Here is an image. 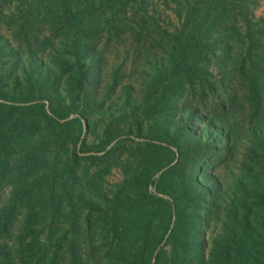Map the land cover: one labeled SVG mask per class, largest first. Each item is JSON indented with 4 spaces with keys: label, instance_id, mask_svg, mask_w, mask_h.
Returning a JSON list of instances; mask_svg holds the SVG:
<instances>
[{
    "label": "rangeland",
    "instance_id": "obj_1",
    "mask_svg": "<svg viewBox=\"0 0 264 264\" xmlns=\"http://www.w3.org/2000/svg\"><path fill=\"white\" fill-rule=\"evenodd\" d=\"M181 1L152 0L142 11L128 9L126 15H118L115 7L92 11L100 16L87 17L78 49L77 29L67 21L56 23L55 15L44 16L49 6L43 8L39 0H0V120L23 114L33 124L31 138L45 140L40 149L45 165L34 175L30 194L62 198L63 213L53 224L56 236L42 219L35 230L41 243L53 240L60 263L70 264L68 246L73 243L83 264H107L122 226L113 218L115 211L118 216L115 199L139 190L181 204L185 229L198 212L202 221L194 237L208 258L223 233L227 207L243 192L238 181H248L247 166L259 162L252 146L255 125L247 83L231 61L220 69L218 47L199 57L200 74H172L177 71L172 49L181 40L176 31L186 13ZM251 9L252 30H260L255 38L263 37L264 0H255ZM92 22L101 23L98 31L89 28ZM237 24L245 31L243 20ZM241 45L233 42L235 55ZM185 64L181 59L178 66ZM221 122L230 129L228 145ZM172 135L177 144L170 142ZM23 152L18 146L12 159L24 158ZM44 169L47 174L41 175ZM192 173L217 189L210 202L197 206L190 189L174 195L158 190ZM6 181L0 184V207L13 195L14 185ZM41 210L36 203L34 211ZM164 214H155L150 224L166 228ZM175 222L173 215L158 249L171 250L167 240ZM18 229L17 224L15 236ZM6 244L11 249L13 239Z\"/></svg>",
    "mask_w": 264,
    "mask_h": 264
},
{
    "label": "trees",
    "instance_id": "obj_2",
    "mask_svg": "<svg viewBox=\"0 0 264 264\" xmlns=\"http://www.w3.org/2000/svg\"><path fill=\"white\" fill-rule=\"evenodd\" d=\"M42 1L39 0V3L43 8L45 5L47 9L50 7L47 13L44 12V16L55 15L56 23L67 21L71 29L74 27L77 29L74 34L78 37L74 43L81 49L82 46L76 44L77 39L85 35L84 22L87 17L93 16L92 11L115 7L118 8V15L120 11H123L122 15H126L128 9L142 11L151 5L152 0ZM254 3L255 0L178 2L179 6L186 7V13L181 27L176 31L181 40L172 49L174 60L172 68L177 70L172 74L188 76L190 72L200 74L199 70L202 67L198 65L199 57L206 56L207 50L211 51L213 46L218 47L219 54L216 57L218 66L223 69L226 62L231 61L234 72L247 83L245 95L254 114L252 146L255 147L259 162H253L255 166H247L245 172L248 173V181L243 179L238 181L243 192L227 207L223 233L214 241L207 258L203 252V243L194 237L199 229L200 220L202 221L201 216L197 215L198 212L193 217L192 226L185 229L181 225L183 223L181 204L175 205L149 190H139L134 196H118V199H115L118 202V216L114 209L113 218L116 224L118 221L122 226H118V243L113 247L114 256L107 264H264V36L255 38V33H260V30L258 32L252 30L254 24L250 19V12ZM99 16L98 13V16L93 17ZM240 19L247 24L245 31L237 24ZM100 24L92 22L88 25L92 31H98ZM70 32L67 30L68 35ZM234 41H239L243 45L239 56L234 54ZM175 57L186 61V67L178 66L180 60L177 62ZM185 78L186 76L181 79ZM30 120L23 114L0 120V184L6 183L8 178L9 183L14 185L12 197L0 207V264H66L67 262L60 263L59 251L52 245L53 240L48 238L50 242L41 243L39 235L35 234L38 225L36 222L42 219L41 222L48 228L47 232L56 236L53 224L56 214L63 211L60 209L62 198L58 195L51 196L47 192L43 198L40 196L35 198L30 194L32 189H35L33 180L36 181L38 177L35 178L34 175H39L41 167L45 165L43 156H46L40 153L41 143L43 144L45 140L37 141L31 138V134L34 133ZM220 125L223 140L228 145L232 140L230 129L224 122ZM169 140L177 144L174 135L170 136ZM20 145L24 148L25 156L15 162L11 151ZM44 174H47L46 169L41 175ZM188 189L194 191L192 193L196 196L195 199H198L197 206L210 202L218 192L215 187L204 184L199 175L193 173L183 177L178 184L173 182L168 188L162 189L161 185L158 186L160 192L167 190L173 195L186 192ZM36 203L42 206L39 212L34 211ZM162 211L165 213L164 216L169 218V224L166 228H155L150 222L155 214L161 215ZM173 215H176V222L167 240L172 248L169 251L158 249L168 232ZM20 217L22 221L18 220ZM161 217L163 219V216ZM146 222L149 224L146 225ZM17 224L20 231L15 236ZM9 238L14 241L11 249L6 244ZM143 238L146 240L145 243L142 241ZM148 240L153 243H148ZM69 248L70 264H83L77 256L75 244H70Z\"/></svg>",
    "mask_w": 264,
    "mask_h": 264
}]
</instances>
